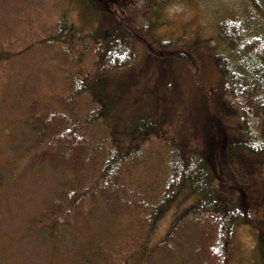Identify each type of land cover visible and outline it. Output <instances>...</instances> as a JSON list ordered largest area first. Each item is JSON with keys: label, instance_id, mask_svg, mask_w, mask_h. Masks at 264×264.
Wrapping results in <instances>:
<instances>
[{"label": "trees", "instance_id": "trees-1", "mask_svg": "<svg viewBox=\"0 0 264 264\" xmlns=\"http://www.w3.org/2000/svg\"><path fill=\"white\" fill-rule=\"evenodd\" d=\"M199 1L203 2L84 0L91 11L112 16L114 25L82 34L62 13L63 17L51 27L54 32L40 40L41 46L71 48L73 58L66 61L75 69L53 100V107L45 108L21 93L27 108L18 122L29 128L33 143L29 148L20 146L24 141L12 146L15 157L0 164V190L9 173L18 176L26 168L35 170L37 166L58 172L64 180L61 189L41 219L29 223L31 230H39L53 243L64 226L87 208L101 205L113 216L126 220L124 237L128 239L124 244L116 249L114 243H108L105 248L92 250L89 253L95 257L88 264H159L163 258L171 259L169 264H231L234 226L264 225V211L256 208V200L250 201L259 191V169L250 166L246 173L241 170L238 201L221 195L202 154L169 140L154 107L140 93L131 103L127 102L129 85L118 89L122 73L136 67V40L154 54L172 56L170 59L194 72L197 84L205 88L199 78L201 67L191 34L170 40L154 35L155 29L172 24L166 17L168 6ZM114 6L120 7L121 15L112 11ZM211 16L219 49L212 62L221 74L215 102L238 120L229 159L240 153L238 162L248 166L264 161V0L227 2L215 6ZM6 52L15 57L7 44ZM86 58L92 63L83 74L78 64ZM3 59L0 54V64H4ZM142 81L146 88L148 81ZM212 99L207 97V103L214 111ZM96 128L102 130L100 139L90 140L87 133ZM156 145L166 152L159 170L163 177L138 183L134 172L153 158ZM224 182L227 185V179ZM189 199L191 204L173 220L165 237L143 260L134 259L153 235L165 210Z\"/></svg>", "mask_w": 264, "mask_h": 264}, {"label": "rangeland", "instance_id": "rangeland-1", "mask_svg": "<svg viewBox=\"0 0 264 264\" xmlns=\"http://www.w3.org/2000/svg\"><path fill=\"white\" fill-rule=\"evenodd\" d=\"M202 1L168 6L166 17L172 24L155 29L154 35L170 40L187 32L191 34L201 67L199 78L205 88L197 84L194 72L170 59L172 56L154 54L136 40V67L122 73L117 82L118 89L129 85L127 102L131 103L133 97L140 93L149 100V106L154 107L169 140L202 154L221 195L238 201L242 192V183H239L241 170L246 173L250 166L259 169V191L250 201L256 200V208L264 211V161L250 162L247 166V163L238 162L237 154L240 153L229 159L231 138L236 134L238 120L215 102L221 74L212 62V56L219 51L214 38L212 10L215 6H225L227 2L236 0ZM112 11L121 15L122 10L114 6ZM62 13L82 34L106 30L114 25L112 16L104 17L91 11L84 0H0V54L1 58L4 56V64H0V164L15 157V147L13 149L12 146L17 142L24 141L20 144L22 148H29L33 143L29 128L18 122L25 117L27 108L21 100V93L25 92L45 108L53 107V100L59 97L68 75L75 69L73 63L66 61L73 58L71 48L40 45L41 39L54 32L51 27L63 17ZM6 44L15 57L6 52ZM91 63V59L86 58L78 64V69L86 74ZM141 81H148L146 88ZM207 97L213 98L211 104L216 110L209 108ZM101 131L91 129L87 135L90 140L100 139ZM154 150L153 158L134 172L138 183L163 177L159 170L166 152L160 145H156ZM237 178L240 179L238 182ZM224 179H227V185ZM63 182L58 172L40 166L35 170L26 168L18 176L6 175L0 190V264H88L95 257L89 253L92 250L105 248L108 243H114L116 249L124 244L127 221L113 216L101 205L87 208L80 217L73 218L68 226H64L55 243L44 239L39 230H31L29 223L40 218ZM246 186L250 187L249 184ZM190 204L189 199L166 209L153 235L134 259L138 262L143 260L165 237L173 220ZM258 227H254L256 230L249 226H234L231 264H264V235L260 233H264V225L259 223ZM169 262L171 259L163 258V263L159 264Z\"/></svg>", "mask_w": 264, "mask_h": 264}]
</instances>
